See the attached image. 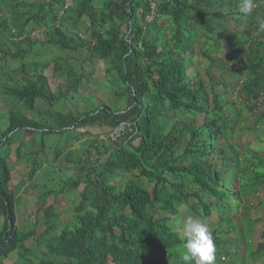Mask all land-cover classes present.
<instances>
[{"label": "trees", "instance_id": "trees-1", "mask_svg": "<svg viewBox=\"0 0 264 264\" xmlns=\"http://www.w3.org/2000/svg\"><path fill=\"white\" fill-rule=\"evenodd\" d=\"M239 2L0 0V93L10 102L0 111V264L13 253L17 264H184L180 227L189 216L211 228L215 264H228L242 248L230 264H253L264 251V240L253 245L246 236L262 222L264 237V0L247 16ZM198 58L206 80L193 64ZM94 59L114 72L113 94L125 106L97 99L86 111H63L60 101L88 83ZM225 72L242 76L236 100ZM238 101L239 110L231 106ZM241 109L252 115L250 125ZM118 125L116 140L85 142L87 158L66 152L74 177L45 185L34 202L41 232L38 218L30 227L16 224L23 181L11 186L10 160L25 164L31 178L47 144L55 143V160L72 136L91 134L78 128ZM243 133L261 145L234 140ZM67 188L76 191L72 215L59 224V210L46 200Z\"/></svg>", "mask_w": 264, "mask_h": 264}, {"label": "rangeland", "instance_id": "rangeland-1", "mask_svg": "<svg viewBox=\"0 0 264 264\" xmlns=\"http://www.w3.org/2000/svg\"><path fill=\"white\" fill-rule=\"evenodd\" d=\"M34 1V0H30ZM80 31V30H79ZM81 32V31H80ZM82 34V32L80 33ZM82 37L87 39L86 34H82ZM236 42L239 43L238 38L236 39ZM54 52L57 54L56 49H54ZM226 55V52H224ZM193 64L196 67V70L200 73L201 77L206 80V75L204 74V69L206 62L202 59H195ZM239 62H236L234 65H238ZM17 65V62H10L9 65H7L8 69H12ZM90 71L92 72L91 79L88 81V83L80 88L78 94H75L76 97L74 96L73 98L68 97L66 98L67 100L62 99L60 102H65L62 103L64 105V108L62 109L63 111H76V110H83L86 111V109H89L91 107H94L92 101L97 102V99L101 103H106L111 105L112 107H117L122 109L125 104L126 100L125 98H119L115 99V95L113 93L118 92V86L116 83H114L115 80V75L114 72L107 73L105 71V62L102 60L94 59L93 63L88 64ZM6 68V69H7ZM7 69V70H8ZM223 77V80L227 83L228 85V94L233 97L234 91L237 89V87L240 85L242 76L239 73H234V72H225L220 74ZM207 84V82L205 81ZM264 96V93L263 95ZM233 99V98H232ZM112 103V104H111ZM10 102L6 99L5 96H3L0 93V111H6L7 108L9 107ZM238 106H234L237 110H239V101H238ZM13 107V106H12ZM233 107V106H232ZM231 107V108H232ZM241 108V107H240ZM241 115H245V122L246 124H251V121H253L252 115H250L245 109H241L239 112ZM38 117L37 119H39ZM201 117L198 116L197 119H200ZM239 123L236 124V129L238 130ZM84 130H89L91 131V134H86L85 136H82L78 138V140L72 136L73 139L72 141L69 142V144L66 146L65 149L61 152V155L59 156L58 159L53 160V153L52 149L55 143H50L48 145V149L44 151L45 153V160H43L41 167L33 174L31 178L27 176V172L29 170L28 167L23 165V163H14V159L9 161V164L11 166V186L17 185L21 180L23 181V185L21 186L22 188L20 189V194H21V200L19 204L15 207V214L17 216V222L16 224L19 225L21 224L22 226L27 224V227H30L34 221L38 218L40 221L39 226L37 227V233L41 232L42 229L44 228V225L42 224L43 222V214L42 211L37 212L36 211V206L34 205V202L36 200V197L39 193L45 190L46 187H53L56 188L58 187V182L62 179L65 178L64 176H72L74 177V165L71 162H67L65 160V155L68 150L73 151V157L77 158L76 155H81L83 153V157L87 158L85 155L86 149L85 147H88V145L85 143L88 140H91L94 138L97 139H104L105 135L108 130V128H105L104 126H95V127H89L82 129L81 127L76 130V132H81ZM264 130V127H263ZM95 134V135H94ZM18 136V135H17ZM98 136V137H97ZM251 135L247 133H243L242 136H239L237 134L234 135V140L242 143L245 142V140H251V144L253 146H259L261 145L260 141L257 140L256 138L250 137ZM65 140H66V134L63 135V139L60 140L59 142L61 145H65ZM222 141V140H221ZM84 160V159H81ZM94 154H92L91 161H94ZM54 170L53 178L51 179L49 176L45 175V170L46 169ZM238 173V172H237ZM239 174V173H238ZM48 177V178H47ZM238 175L235 174L234 176L231 177L230 184L236 185ZM58 180V181H57ZM84 182L80 185V188L83 187ZM48 185V186H45ZM230 186V185H229ZM65 193L59 194L58 196H55L54 194L50 195L47 200L46 204H53L54 207L59 210V215L57 218V223L65 222L69 220V217L72 215V209L69 208L71 206V200L76 194V191H73L71 188H67L64 190ZM259 197L264 198V193H259ZM257 209H252L250 210V217L251 219H257L259 216V213L256 212ZM1 218V217H0ZM1 220V219H0ZM211 222L215 221V213L210 217L209 219ZM263 228V223L261 222L258 224H254L252 226V230L250 231L249 234L246 233V236H250V239L253 243V245H256L258 242H261L264 240V237L260 236V233ZM180 230L182 231V228L180 227ZM183 232V231H182ZM34 240L28 241L26 244L27 246L33 245ZM35 244V242H34ZM264 251L260 253L259 256L254 258L253 264H264ZM3 264H17L16 262V254L13 253L11 254L8 258L3 260Z\"/></svg>", "mask_w": 264, "mask_h": 264}, {"label": "clouds", "instance_id": "clouds-1", "mask_svg": "<svg viewBox=\"0 0 264 264\" xmlns=\"http://www.w3.org/2000/svg\"><path fill=\"white\" fill-rule=\"evenodd\" d=\"M256 7H257L256 0H240L239 13L247 16L253 13ZM146 20H151V18L147 19L146 17ZM259 29L261 31H264V21H261L259 23ZM204 87L209 89L205 82H204ZM235 92L236 90L234 91V95L232 97L233 100H236ZM231 106L234 107L238 105L232 104ZM111 131L112 130L107 131L106 133L103 134L107 137L106 139L111 140L110 137L107 136V134L110 133ZM120 135H118L117 137H119ZM116 138L114 140H116ZM215 219H216V214H215ZM182 231H183V243L180 246V249H181V260L184 262V264H189V262H194V264H215L216 246L214 243L211 228L208 226L207 223H205V220H201L199 218L189 216L183 224ZM243 254H244V248L240 249L238 258L240 259V257L243 256ZM228 257L230 258L227 261L228 264L238 259L237 256L234 257L228 256ZM223 261L224 260L221 259V262ZM247 264H250V262H248Z\"/></svg>", "mask_w": 264, "mask_h": 264}, {"label": "built area", "instance_id": "built-area-1", "mask_svg": "<svg viewBox=\"0 0 264 264\" xmlns=\"http://www.w3.org/2000/svg\"><path fill=\"white\" fill-rule=\"evenodd\" d=\"M154 9H155V3L150 2V15L151 16L154 14ZM150 15L147 16V19L151 18ZM122 133H123V125H118L110 133H108L107 136L110 137L111 140H114L118 135H120ZM106 138L107 137L105 136L104 139H106Z\"/></svg>", "mask_w": 264, "mask_h": 264}]
</instances>
